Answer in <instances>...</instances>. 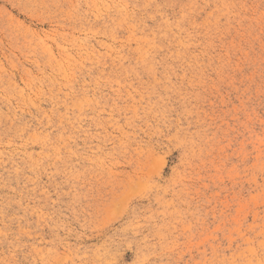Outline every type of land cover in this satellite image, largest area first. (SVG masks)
<instances>
[{
	"label": "rangeland",
	"instance_id": "obj_1",
	"mask_svg": "<svg viewBox=\"0 0 264 264\" xmlns=\"http://www.w3.org/2000/svg\"><path fill=\"white\" fill-rule=\"evenodd\" d=\"M0 264H264V0H0Z\"/></svg>",
	"mask_w": 264,
	"mask_h": 264
}]
</instances>
